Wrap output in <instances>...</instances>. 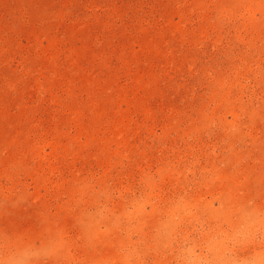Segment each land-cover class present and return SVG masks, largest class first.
<instances>
[{"label": "rangeland", "instance_id": "rangeland-1", "mask_svg": "<svg viewBox=\"0 0 264 264\" xmlns=\"http://www.w3.org/2000/svg\"><path fill=\"white\" fill-rule=\"evenodd\" d=\"M0 264H264V0H0Z\"/></svg>", "mask_w": 264, "mask_h": 264}]
</instances>
